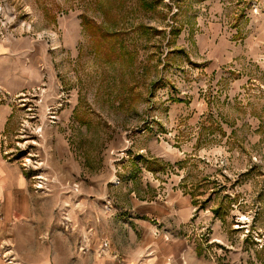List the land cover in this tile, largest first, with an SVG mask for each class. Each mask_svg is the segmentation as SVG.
<instances>
[{"label": "rangeland", "instance_id": "obj_1", "mask_svg": "<svg viewBox=\"0 0 264 264\" xmlns=\"http://www.w3.org/2000/svg\"><path fill=\"white\" fill-rule=\"evenodd\" d=\"M0 158L6 264H264V0H0Z\"/></svg>", "mask_w": 264, "mask_h": 264}, {"label": "crops", "instance_id": "obj_2", "mask_svg": "<svg viewBox=\"0 0 264 264\" xmlns=\"http://www.w3.org/2000/svg\"><path fill=\"white\" fill-rule=\"evenodd\" d=\"M14 177H16L14 167L0 158V264H6L2 252L4 251L5 242L9 240L2 233L9 231L11 228L14 231L13 227L9 225L11 219H17V215L22 217L27 211V208L22 210L21 206L16 207L14 204L16 198H20L22 202V199L26 197L24 194L27 186L26 179L19 176L15 180ZM11 236H14V233H11ZM10 251L12 250L9 249Z\"/></svg>", "mask_w": 264, "mask_h": 264}]
</instances>
